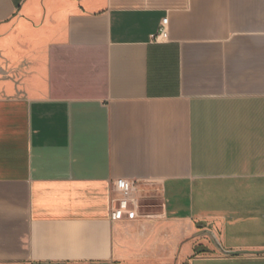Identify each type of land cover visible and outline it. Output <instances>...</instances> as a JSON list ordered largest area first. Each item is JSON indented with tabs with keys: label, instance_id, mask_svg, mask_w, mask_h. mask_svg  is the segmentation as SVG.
<instances>
[{
	"label": "crops",
	"instance_id": "crops-1",
	"mask_svg": "<svg viewBox=\"0 0 264 264\" xmlns=\"http://www.w3.org/2000/svg\"><path fill=\"white\" fill-rule=\"evenodd\" d=\"M0 264H264V0H0Z\"/></svg>",
	"mask_w": 264,
	"mask_h": 264
},
{
	"label": "built area",
	"instance_id": "built-area-1",
	"mask_svg": "<svg viewBox=\"0 0 264 264\" xmlns=\"http://www.w3.org/2000/svg\"><path fill=\"white\" fill-rule=\"evenodd\" d=\"M168 21L166 17L161 21L156 35L154 36L155 41L166 40L169 36L168 33ZM140 185L136 181L129 179L119 178L114 181V191L118 192L120 197L114 200V205L112 208V218L119 219L124 213L130 210L133 205L137 207V200L135 198V193L139 192Z\"/></svg>",
	"mask_w": 264,
	"mask_h": 264
},
{
	"label": "rangeland",
	"instance_id": "rangeland-1",
	"mask_svg": "<svg viewBox=\"0 0 264 264\" xmlns=\"http://www.w3.org/2000/svg\"><path fill=\"white\" fill-rule=\"evenodd\" d=\"M142 205L144 207H148V206L158 207L160 205V202L158 201L157 198L146 196V197H144V199L142 201Z\"/></svg>",
	"mask_w": 264,
	"mask_h": 264
}]
</instances>
